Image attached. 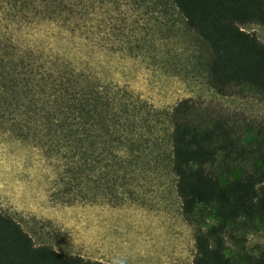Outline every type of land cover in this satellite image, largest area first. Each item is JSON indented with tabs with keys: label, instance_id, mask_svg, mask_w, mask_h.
Masks as SVG:
<instances>
[{
	"label": "rangeland",
	"instance_id": "374dc122",
	"mask_svg": "<svg viewBox=\"0 0 264 264\" xmlns=\"http://www.w3.org/2000/svg\"><path fill=\"white\" fill-rule=\"evenodd\" d=\"M55 7L53 16L28 10L14 17L0 8V33L38 74L56 80L81 74L85 93L113 98L111 132L90 127L77 150L76 138L38 129L43 119L22 95L9 101L0 95V211L36 245L61 255L193 264L195 228L183 217L171 172L168 114L191 99L226 119L241 138L238 147L254 152L264 147V93L223 94L209 86V46L172 0H57ZM242 29L264 43L262 25ZM257 161L255 154L220 155L210 169L228 179ZM225 239L232 259L259 255L264 221L240 220Z\"/></svg>",
	"mask_w": 264,
	"mask_h": 264
},
{
	"label": "trees",
	"instance_id": "16d2710c",
	"mask_svg": "<svg viewBox=\"0 0 264 264\" xmlns=\"http://www.w3.org/2000/svg\"><path fill=\"white\" fill-rule=\"evenodd\" d=\"M56 1L0 0V8L8 17L28 10L53 16ZM172 1L187 25L209 46V86L223 94L238 88L264 93V43L242 29L249 23L264 27V0ZM66 77L56 80L51 74H38L0 33L2 98L17 100L22 95L43 119L38 129L53 131L55 136L61 132V140L76 138L74 149L79 150L90 127L110 135V121L114 120L110 116L118 103L113 98L105 101V96L94 91L85 93L81 74ZM55 114L62 119L54 123L51 116ZM213 114L191 99L181 100L168 114L172 128L171 172L176 178L183 217L195 228L193 264H264V252L232 259L226 254L225 239L227 228L240 220L264 221V147L257 145L254 152L239 148L242 141L233 137L234 127ZM73 116L74 122L70 121ZM252 154L259 162L235 177L224 179L211 172L220 155L247 159ZM0 264L108 263L61 255L50 245H36L18 221L0 211Z\"/></svg>",
	"mask_w": 264,
	"mask_h": 264
}]
</instances>
